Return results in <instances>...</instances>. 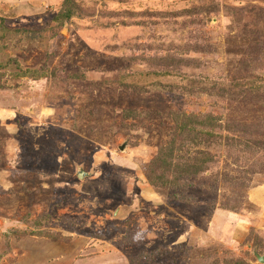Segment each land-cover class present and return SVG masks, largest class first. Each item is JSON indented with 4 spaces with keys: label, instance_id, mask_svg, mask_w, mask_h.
Wrapping results in <instances>:
<instances>
[{
    "label": "rangeland",
    "instance_id": "374dc122",
    "mask_svg": "<svg viewBox=\"0 0 264 264\" xmlns=\"http://www.w3.org/2000/svg\"><path fill=\"white\" fill-rule=\"evenodd\" d=\"M255 249L264 0H0V264Z\"/></svg>",
    "mask_w": 264,
    "mask_h": 264
},
{
    "label": "water",
    "instance_id": "95a60500",
    "mask_svg": "<svg viewBox=\"0 0 264 264\" xmlns=\"http://www.w3.org/2000/svg\"><path fill=\"white\" fill-rule=\"evenodd\" d=\"M126 145H123L121 147V149H124ZM85 176V173L82 169H80L79 173H78V177L79 178H83ZM254 254L257 257V259L261 262H264V255H261L259 252L256 251V249L254 250Z\"/></svg>",
    "mask_w": 264,
    "mask_h": 264
}]
</instances>
